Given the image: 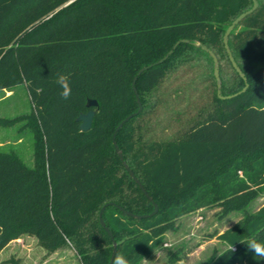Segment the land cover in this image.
Returning <instances> with one entry per match:
<instances>
[{
    "label": "trees",
    "instance_id": "1",
    "mask_svg": "<svg viewBox=\"0 0 264 264\" xmlns=\"http://www.w3.org/2000/svg\"><path fill=\"white\" fill-rule=\"evenodd\" d=\"M228 37L243 80L232 69L222 38L232 21L252 7L251 0H0V93L22 86L30 113L0 116V128L15 130L0 141V252L23 236L47 253L69 248L80 264H108L116 253L140 264L164 242L165 233L187 214L214 204L225 213L244 209L264 193V0ZM181 40L172 54L158 63ZM217 58L218 99L213 62ZM222 62L231 71L223 76ZM135 82L142 110L131 83ZM58 74H68L72 94L60 96ZM182 111L194 107L197 87L209 82L210 96L195 108L181 139L157 141L140 122L153 114L156 95L169 79ZM40 89H43L41 92ZM172 94V96H173ZM97 107L90 129L76 118ZM181 100V101H180ZM198 100V99H197ZM123 160L152 203L124 170ZM32 142V166L20 156L24 134ZM245 200V201H244ZM226 250L208 264H257L249 238L264 242V206L246 214L218 237ZM114 256V257H115ZM113 264V262H112ZM161 264H178L173 253ZM259 264H264L260 261Z\"/></svg>",
    "mask_w": 264,
    "mask_h": 264
},
{
    "label": "rangeland",
    "instance_id": "2",
    "mask_svg": "<svg viewBox=\"0 0 264 264\" xmlns=\"http://www.w3.org/2000/svg\"><path fill=\"white\" fill-rule=\"evenodd\" d=\"M221 66L224 78L229 79L231 71L226 62H222ZM178 85L172 78L167 80L156 92V95L162 98V103L167 102V106L160 103L153 114L140 122L151 130L147 136L152 134L157 141L181 139L182 129L194 118L195 108L210 96L209 82L200 83L192 96V99H195L194 107L182 111L186 103L178 104L175 99L177 95L174 97L173 94V89ZM30 110L31 105L22 86L16 87L13 92L0 93L1 117L13 118L28 114ZM18 127L11 130L0 128V141L11 143L8 135L12 133V137L17 136L15 130ZM15 147L20 149V156L25 164L32 166L30 134L25 132L22 144ZM262 206L264 193L248 202L244 209L225 213L222 205L214 204L182 216L176 221L174 230L165 233L163 244L150 252L140 264H161L166 260L168 251L174 254L178 264H208L229 249L218 238L219 235L243 221L246 214H255ZM18 240L20 241H14L15 243L0 252V264H80L69 248L47 253L38 246L33 237L23 236Z\"/></svg>",
    "mask_w": 264,
    "mask_h": 264
},
{
    "label": "water",
    "instance_id": "3",
    "mask_svg": "<svg viewBox=\"0 0 264 264\" xmlns=\"http://www.w3.org/2000/svg\"><path fill=\"white\" fill-rule=\"evenodd\" d=\"M252 2V7L245 11L244 13L240 14L238 17H236L232 23L228 26V28L226 29L224 35H223V38H222V43H223V47H224V50H225V53L227 55V59L232 67V69L237 73V75L243 80L245 86L244 88L242 89V91H244L247 87V83H246V79L244 77V74L241 72V70L239 69V67L237 66V64L235 63L234 61V58L231 54V51L229 49V46H228V37H229V34L231 33V31L234 29V27L241 21L243 20L246 16L250 15L251 13H253L257 6H258V3H257V0H251ZM180 43H188L187 40H181V41H178L173 47L172 49L161 59L158 61V63H162L164 60H166L169 55L172 54L173 50L178 46V44ZM195 46L197 47H200L203 51H205L209 56L210 58L212 59V62H213V78H214V81H215V86H216V95H217V98L218 99H221V100H224V99H227V98H230V97H224L221 95V81H220V77H219V64H218V60L216 58V56L210 51L207 49L206 46L202 45V44H194ZM148 67H144L142 69H140L138 71V73L135 75V77L133 78L132 80V83H131V88H132V91H133V94H134V97H135V100H136V103H137V113L140 112L142 110V104L138 98V94H137V91H136V88H135V82L137 80V77L142 73L144 72L145 70H147ZM97 107V103L95 100H91V99H88L87 102H86V108L90 109L87 113H80L78 115V117L76 118V122L79 123V130L81 132H87L90 127H91V124H92V120H93V117L95 115V110L94 108ZM132 115H129L128 117H126L123 121H121L118 126L116 127L112 137H111V141H112V145H113V148H114V151L116 152V155L118 157V159L120 160L124 170L127 172L128 176L133 180V182L138 186V188L140 189V191L142 192V194L152 203L153 205V211L148 215V217H151V216H154L157 214V211H158V207L157 205L152 201V199L147 195L145 189L143 188V186L141 185V183L139 182V180L135 177V175L133 174V172L131 171V169L128 167V165L126 164V162L123 160V156H122V152L121 150L118 148L117 144H116V135L118 133V131L121 129V127L123 126V124L125 122H127L130 118H131ZM107 206H115V204L113 203H108V204H105L104 206L101 207L100 211H99V214H98V220H99V224L100 226L104 229V231L107 233L108 237L110 238L111 242H112V246H113V250H112V254H111V257H110V261L108 264H112L113 262V259H114V256H115V253H116V242L114 241L113 239V236L112 234L110 233V231L108 230V228L105 226L104 222H103V218H102V215H103V212L105 210V208ZM117 209H119L121 212H123L124 214H126L127 216H130V217H133V218H136V219H141V218H145L146 216H137V215H133L125 210H123L121 207L119 206H115Z\"/></svg>",
    "mask_w": 264,
    "mask_h": 264
},
{
    "label": "clouds",
    "instance_id": "4",
    "mask_svg": "<svg viewBox=\"0 0 264 264\" xmlns=\"http://www.w3.org/2000/svg\"><path fill=\"white\" fill-rule=\"evenodd\" d=\"M56 84L62 89L60 96L63 99H68L72 94V89L70 86V78L68 74H58L56 77ZM42 92L43 89H40ZM264 111V109H260ZM247 245L249 251L253 253V259L259 264L260 261H264V242H257L255 238H249L243 241ZM229 249L232 251L233 246L229 245ZM113 264H129L127 257L123 254H118L113 259Z\"/></svg>",
    "mask_w": 264,
    "mask_h": 264
},
{
    "label": "crops",
    "instance_id": "5",
    "mask_svg": "<svg viewBox=\"0 0 264 264\" xmlns=\"http://www.w3.org/2000/svg\"><path fill=\"white\" fill-rule=\"evenodd\" d=\"M16 241H20V240H15V242H16ZM15 242L13 241V242H11L9 245H11V244H13V243H15Z\"/></svg>",
    "mask_w": 264,
    "mask_h": 264
}]
</instances>
